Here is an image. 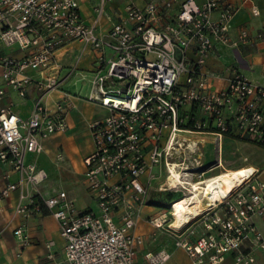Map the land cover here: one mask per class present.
Returning a JSON list of instances; mask_svg holds the SVG:
<instances>
[{"label":"built area","instance_id":"2783aa9c","mask_svg":"<svg viewBox=\"0 0 264 264\" xmlns=\"http://www.w3.org/2000/svg\"><path fill=\"white\" fill-rule=\"evenodd\" d=\"M112 1L101 0L96 20L88 24L78 0H0V47L18 45L30 52L22 59L0 54L2 77L22 98L31 85L42 94L29 118L11 107L0 109V161L19 175L0 197L20 190L15 214L29 217L45 208L58 221L66 264H136L145 242L135 232L138 219L163 172L159 191L186 197L192 192L186 185L211 180L210 174L223 168L225 137L264 148V87L233 68L226 87L215 88L224 78L206 68L216 45L239 50L251 42L247 32L230 36L237 9L226 0H152L142 9L128 3L125 22L101 36L98 23ZM176 4V14L165 22ZM74 41L97 54L84 99L108 112L90 125L94 150L84 160V177L97 207L88 211L65 191L44 196L40 186L46 174L27 163L28 155L43 152L45 140L68 131L67 114L74 108L72 95L63 92L51 114L41 99L58 85L27 72L45 71L57 50ZM150 54L156 59L148 60ZM4 97L0 89V102ZM180 134L216 137L218 164L207 167L203 144ZM244 169L250 172L220 200L204 195V210L180 230L170 228L176 221L174 202L170 222L151 219L157 228L167 224L175 246L192 264H255L254 253L264 252V182L258 170ZM15 236L21 254L30 243L26 227L16 229ZM145 259L164 264L170 254L148 253Z\"/></svg>","mask_w":264,"mask_h":264},{"label":"crops","instance_id":"0c3cea01","mask_svg":"<svg viewBox=\"0 0 264 264\" xmlns=\"http://www.w3.org/2000/svg\"><path fill=\"white\" fill-rule=\"evenodd\" d=\"M152 0H113L106 6L104 15L100 18L97 31L101 36H106L111 28L125 22V6L128 3L138 8H145ZM164 1V0H161ZM182 0H176L180 2ZM83 20L91 24L96 20V8L101 0H78ZM231 4L237 13L232 21L230 36L236 39L241 32H247L252 38L251 42L242 46L239 50L224 45H216L215 50L206 62L209 71L220 73L224 80L215 81V88H224L227 79L230 78V70L237 68L245 76L257 79L264 85V0H226ZM178 10L176 4L171 15L165 19L170 22ZM253 11H256L255 15ZM259 35L262 37L258 38ZM29 50H21L18 45L0 47V54L15 59H22L29 55ZM195 58L193 50L189 53ZM97 54L80 41L70 42L60 47L54 57L53 64L43 72L28 71L36 80L56 82L57 90L50 95L43 97L41 103L50 111L56 112V103L63 97V92L72 95L71 103L73 109L67 114L69 129L63 134H57L43 142V152L37 156L28 155L27 163H34L39 171L46 174L45 181L41 184L40 190L48 197L60 191L67 192L70 199L75 200L81 211L96 209L90 192L85 185V164L84 160L94 150V143L90 132V125L93 122L101 121L107 117L108 112L102 107L87 102L84 98L89 93L86 81L91 80L95 71ZM0 89L5 91V97L0 102V109L11 107L12 110L22 118H29L36 103L41 98V93L34 85L28 86L26 96L22 98L17 91L9 86L2 77L0 68ZM202 143L203 139H195ZM229 147L238 152H246L256 157L247 163L249 157H241L232 161L233 168L247 167L259 171L260 178L264 182V153L263 148L251 146L235 136H227ZM204 152V164L207 167H215L218 164L216 158L213 162H207ZM252 158V157H251ZM223 165V158H222ZM246 167V168H247ZM224 168V166H223ZM220 169V168H217ZM235 170V169H234ZM19 175L14 171L12 164L0 161V195L8 182L16 183ZM20 201V190L13 192L9 198L0 197V264H66L64 249L65 239L61 236L58 221L44 208L40 214L29 217L15 214L14 210ZM153 207L147 205L138 219L136 234L144 237L145 242L139 248L136 264H146L145 256L148 253H159L166 251L170 258L175 246L169 251L168 246L160 247L157 251L149 248L145 233L152 231L148 225L147 216L153 213ZM26 227L30 243L20 254L19 242L15 231L19 227ZM171 237V236H170ZM174 238V237H172ZM175 239V238H174ZM192 264L187 253L180 248ZM255 264H264V252L256 251ZM170 260V259H169Z\"/></svg>","mask_w":264,"mask_h":264},{"label":"rangeland","instance_id":"374dc122","mask_svg":"<svg viewBox=\"0 0 264 264\" xmlns=\"http://www.w3.org/2000/svg\"><path fill=\"white\" fill-rule=\"evenodd\" d=\"M148 60H155L156 57L154 55H149ZM248 79H250L253 83L264 87V85L262 83H260L259 80L257 79H252L250 76H248ZM87 83V88L88 90H90L91 88V83L89 81H86ZM181 138H192V139H203L202 144H204V149H205V153H206V157H207V162H213L216 160L217 158V140L216 137H214L213 135H207V134H195V135H186V134H180ZM248 145L251 146H258L256 144L253 143H248L245 142ZM260 147V146H259ZM262 148V147H261ZM264 150V148H263ZM222 158H223V166L224 168H220V169H216L214 170V172L212 174H210V176H215L218 175L226 170H233V169H237V168H233L232 167V161L239 159L241 157H249L247 163L250 162L251 159L255 158V155H252L250 157V154H247L246 152L244 153L242 152H238L236 151V149L231 148L228 146L227 141L223 142L222 145ZM264 153V151H263ZM248 164H245L242 167H247ZM158 173V169L155 170ZM166 179V173L163 172L162 173V179L160 181H156L155 184L153 185L151 191H150V197H149V203L148 205L153 207V213L150 214L152 217L158 219V221H162L163 219L168 220V222H170V219H172V217L170 216V201L167 200V195L168 192H161L159 191V183L164 181ZM175 194V193H174ZM147 222L148 225L152 228V231H148L145 233V236L147 238V242L149 244V248L151 247V250L153 251H157L158 249H160V247L163 246H168L169 247V251H171L174 247V243H175V239L172 238L174 237L172 234L167 232V224H164L163 227L161 228H157L153 225V223H151V217L148 215L147 216ZM171 236V237H170ZM176 251L173 253V255L171 256L170 260H168L166 263L164 264H189L187 261V258L185 257V255L182 254V252L180 251L181 249H175Z\"/></svg>","mask_w":264,"mask_h":264},{"label":"bare ground","instance_id":"6f19581e","mask_svg":"<svg viewBox=\"0 0 264 264\" xmlns=\"http://www.w3.org/2000/svg\"><path fill=\"white\" fill-rule=\"evenodd\" d=\"M249 172L244 168L228 169L215 175L211 180L199 181L193 184V187L186 185L185 189L189 188L192 192L189 196L174 202L176 203L173 207L176 221L170 228H176L177 230L183 228L188 220L198 216L204 210V200H207L203 198L204 195L210 198L212 202L220 200L223 195L230 193Z\"/></svg>","mask_w":264,"mask_h":264},{"label":"trees","instance_id":"16d2710c","mask_svg":"<svg viewBox=\"0 0 264 264\" xmlns=\"http://www.w3.org/2000/svg\"><path fill=\"white\" fill-rule=\"evenodd\" d=\"M183 198L182 194H174L172 192H168V195H167V200L171 202H176L178 201L179 199Z\"/></svg>","mask_w":264,"mask_h":264}]
</instances>
